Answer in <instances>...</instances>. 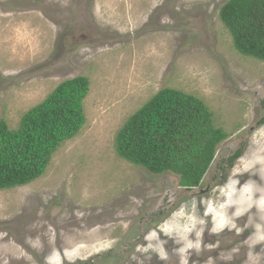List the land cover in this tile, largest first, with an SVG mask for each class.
<instances>
[{"label": "rangeland", "instance_id": "374dc122", "mask_svg": "<svg viewBox=\"0 0 264 264\" xmlns=\"http://www.w3.org/2000/svg\"><path fill=\"white\" fill-rule=\"evenodd\" d=\"M226 1L0 0V122L17 131L61 83L89 84L80 132L0 190V264H264V61L236 50ZM165 89L224 135L196 188L115 150Z\"/></svg>", "mask_w": 264, "mask_h": 264}, {"label": "trees", "instance_id": "16d2710c", "mask_svg": "<svg viewBox=\"0 0 264 264\" xmlns=\"http://www.w3.org/2000/svg\"><path fill=\"white\" fill-rule=\"evenodd\" d=\"M219 18L240 54L264 61V0H227ZM88 86L84 77L61 83L23 116L17 131L0 122V190L40 178L56 149L80 132ZM223 139L200 100L165 89L125 122L115 150L122 160L155 175L170 172L179 177L180 187L192 189L200 185ZM239 157L236 153L229 164Z\"/></svg>", "mask_w": 264, "mask_h": 264}]
</instances>
